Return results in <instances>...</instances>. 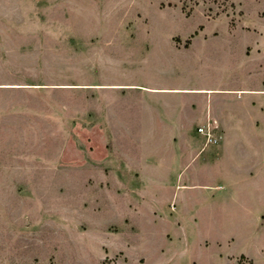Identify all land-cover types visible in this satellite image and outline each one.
Returning <instances> with one entry per match:
<instances>
[{"label":"rangeland","instance_id":"374dc122","mask_svg":"<svg viewBox=\"0 0 264 264\" xmlns=\"http://www.w3.org/2000/svg\"><path fill=\"white\" fill-rule=\"evenodd\" d=\"M263 50L264 0H0V264H264V135L236 143L257 218L177 202L224 136L145 114L163 97L139 87H245Z\"/></svg>","mask_w":264,"mask_h":264},{"label":"crops","instance_id":"0c3cea01","mask_svg":"<svg viewBox=\"0 0 264 264\" xmlns=\"http://www.w3.org/2000/svg\"><path fill=\"white\" fill-rule=\"evenodd\" d=\"M262 52L260 64L254 69V73L258 75L257 82L245 87L220 83H139L142 94L163 97L161 103H155V108L151 107L152 103L147 99L144 104L142 102L145 114L149 111V114L155 116L154 119L172 121L200 120L210 122L211 126V122H216V126H212L214 132L224 136L223 142L216 148L208 147L205 150L204 157L205 168L211 174L215 170L219 178L190 183L185 181V178L178 177L175 195L177 202L187 191L196 190V193L203 197L208 209H212L211 203L216 200L222 204L237 202L246 209V222L258 217L259 208L256 206L257 201L252 200V193L258 192L259 185L257 178L252 176L251 169L257 167L253 163L258 162L256 155L259 151L256 147L255 150L246 147L245 151H240L236 143L240 138H249L260 133L264 135V50ZM255 57H260V54ZM241 93L246 96L239 98ZM178 94L182 96L179 100L174 98V95ZM230 94L236 96L230 98ZM164 114L168 116H162ZM258 121L262 122V128H258L255 123ZM243 194L248 195L247 200H243Z\"/></svg>","mask_w":264,"mask_h":264},{"label":"built area","instance_id":"2783aa9c","mask_svg":"<svg viewBox=\"0 0 264 264\" xmlns=\"http://www.w3.org/2000/svg\"><path fill=\"white\" fill-rule=\"evenodd\" d=\"M197 130L207 138L209 143H219L223 137L221 134L215 133L210 124H203L199 126Z\"/></svg>","mask_w":264,"mask_h":264},{"label":"trees","instance_id":"16d2710c","mask_svg":"<svg viewBox=\"0 0 264 264\" xmlns=\"http://www.w3.org/2000/svg\"><path fill=\"white\" fill-rule=\"evenodd\" d=\"M224 1H226V0H224ZM161 5L164 6L165 5L164 2H161ZM167 5H172V3L171 2H168Z\"/></svg>","mask_w":264,"mask_h":264}]
</instances>
